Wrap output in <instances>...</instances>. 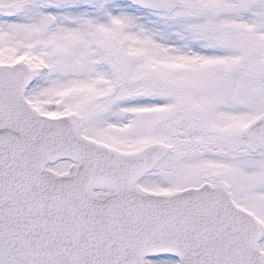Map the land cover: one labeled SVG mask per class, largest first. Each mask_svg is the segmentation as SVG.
Returning a JSON list of instances; mask_svg holds the SVG:
<instances>
[{"label":"snow or ice","instance_id":"snow-or-ice-1","mask_svg":"<svg viewBox=\"0 0 264 264\" xmlns=\"http://www.w3.org/2000/svg\"><path fill=\"white\" fill-rule=\"evenodd\" d=\"M0 264H264V0H0Z\"/></svg>","mask_w":264,"mask_h":264}]
</instances>
